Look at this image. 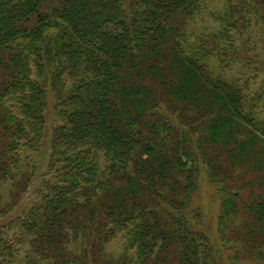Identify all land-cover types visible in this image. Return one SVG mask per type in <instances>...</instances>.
Segmentation results:
<instances>
[{
	"label": "trees",
	"instance_id": "trees-1",
	"mask_svg": "<svg viewBox=\"0 0 264 264\" xmlns=\"http://www.w3.org/2000/svg\"><path fill=\"white\" fill-rule=\"evenodd\" d=\"M47 142L0 264H219L187 213L203 173L223 242L241 204L264 243V0H0V183L29 192Z\"/></svg>",
	"mask_w": 264,
	"mask_h": 264
},
{
	"label": "rangeland",
	"instance_id": "rangeland-1",
	"mask_svg": "<svg viewBox=\"0 0 264 264\" xmlns=\"http://www.w3.org/2000/svg\"><path fill=\"white\" fill-rule=\"evenodd\" d=\"M239 72L240 69L234 67L231 73L228 71L226 74L228 78L232 77L238 79L242 77ZM250 74L251 73L249 72L248 75ZM261 82V79L258 81L255 80L254 83L253 81H250L251 90H259ZM48 123L51 127H49L51 132V116L48 118ZM29 156V165L34 166L36 164L37 169L34 184L29 192L25 194L19 192L20 194H18L17 189L12 188L13 185H10L9 183H0V210L5 211V214H1L0 216V228L20 216L24 209H28L30 200L33 198V192L39 185L40 180L49 165L50 148L48 142L38 152H31ZM244 170L246 169L243 168L241 170L240 175L245 176L248 182L256 178V176L253 175L254 173L244 175V173H242ZM201 177L197 192L194 195L192 202L189 203L190 208L187 213L191 218L198 213L197 216H199L200 223L192 220V224L196 223L198 229L208 232L210 240L216 249L219 264H264V256L260 254V248L264 246V243L255 244L254 247H252V242H250V238L246 235L247 232L243 229L247 224L252 227L255 225L252 216L249 215L248 207L246 208L239 204L238 213L231 217L229 220V226L226 229L227 240H230V243L223 242L224 238L219 233V218L222 213L221 204L225 198L224 192L226 190H224L217 181L211 183L209 176L205 173H203ZM236 181L233 183L236 189L232 190L238 192L237 189L240 182L236 183ZM12 190L15 192L16 196L12 194ZM240 193L243 200H249L250 193L247 190L241 191ZM13 204H15V206L10 207ZM243 240L246 241L248 246ZM105 246V251L107 253L106 256H110L111 258H107L108 261L119 260L124 254V242L121 241L120 236ZM244 246H246V250L243 249ZM131 258V263L128 264H137L136 260L133 259L134 254H131ZM119 261V264H122L121 260Z\"/></svg>",
	"mask_w": 264,
	"mask_h": 264
}]
</instances>
